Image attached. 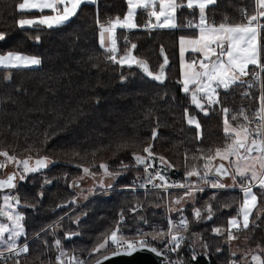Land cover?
Here are the masks:
<instances>
[{
	"label": "trees",
	"instance_id": "16d2710c",
	"mask_svg": "<svg viewBox=\"0 0 264 264\" xmlns=\"http://www.w3.org/2000/svg\"><path fill=\"white\" fill-rule=\"evenodd\" d=\"M19 1L0 0V33L5 34V39L0 40V54L20 52L37 56L42 63L27 70L0 69V151L19 159L31 155L33 158L47 156L55 161L42 172L28 175L25 182L19 181L14 189L20 199L18 210L24 214L27 233L20 242L27 239L29 247L27 255L19 261L20 264H54L57 252L54 239H60L61 249L67 254L81 255L89 264L95 260L89 253L105 239L119 211L124 220L121 227L131 235L141 217L150 226L156 222L164 227L160 217L165 210L164 194L155 189L100 191L96 188L85 200H74L76 192L72 182L83 168L99 174L103 170L99 166L106 164L113 175L112 187L133 180L145 183L144 167L135 165L133 153L147 156L144 148L151 144L154 157H163L173 166L166 170L160 167L162 174L170 182H184L185 173L193 166L203 171L204 161L199 159L202 154L206 156L210 149L224 146L221 108L229 109L231 120L241 109L251 116L259 107L264 73H261L260 88L254 82L251 88L245 84L219 90L221 103L204 115L192 105L189 94L183 93L178 83V38L193 35L195 30L128 32L129 41L137 45L133 55L144 60L154 73L162 63L159 50L163 48L168 65L166 79L158 83L135 66L121 68L107 59L98 45L97 6L83 5L62 27L21 29L16 23L18 19L36 12L21 16L17 10ZM126 7L125 0H98L99 19L124 15ZM254 10L255 0H217L209 6L207 14L217 24L225 18L237 23L242 19V11L251 14ZM139 12L138 23L142 21ZM185 17L197 19L196 14L184 9L177 13V23L182 25ZM123 36L124 31L119 29L117 39L121 52L125 47ZM261 37L264 45V31ZM6 76L11 78L6 80ZM121 76L126 79L122 81ZM245 80L252 81L249 77ZM186 108L201 125L199 139L195 127L187 123ZM242 122L243 118L239 117L232 123ZM153 130L157 131L154 140ZM155 158L154 167L148 170L151 173L158 166ZM121 162L128 166L126 170L122 169ZM188 179L189 182L197 180L196 177ZM235 183L240 187L239 177ZM234 187L203 188L204 191L195 192L191 201L179 207L189 222L182 245L184 264H254L248 257L253 253L264 259V192L259 187H253L257 201L249 218V228L233 233L237 238L234 241H243L235 243L236 252L230 247L233 240L227 238L228 219L238 215L242 203V192ZM183 192L170 190L168 198L175 199ZM209 205L211 219H208ZM195 209L201 211L199 220L194 217ZM173 215L181 218L180 212L175 211ZM215 228L221 229V233H215ZM77 232L79 235L73 239H65V233ZM7 264L15 262L11 260Z\"/></svg>",
	"mask_w": 264,
	"mask_h": 264
},
{
	"label": "snow or ice",
	"instance_id": "6c2138e0",
	"mask_svg": "<svg viewBox=\"0 0 264 264\" xmlns=\"http://www.w3.org/2000/svg\"><path fill=\"white\" fill-rule=\"evenodd\" d=\"M127 11L121 19L117 16L114 20L101 22L98 12V0H22L18 3L17 10L21 16L29 12L40 13L38 18H21L16 23L19 28L39 29L41 26L47 29L62 27L66 25L83 5L92 4L97 6L98 26V45L107 54V59L121 68L127 66L131 69L133 66L141 69L149 78L163 83L166 79L165 70L168 65L167 56L164 55L163 63L159 71L154 73L144 60L138 59L133 55V50L137 47L131 43L127 36L124 37V50L121 52L118 46L117 29L131 32L137 29L156 30L168 29L177 30L178 28L193 29V35H181L179 40V55L181 60V91L190 94L191 103L204 115L209 114V110L219 105V90H229L236 85L247 84L248 88L254 86V82L260 81L261 73H264V63H262V51L264 45L261 44V33L264 31V0H255V10L249 14L242 11V19L237 23H230L227 18L220 23L210 21L207 9L209 6L217 3V0H125ZM187 9L190 13L197 16L196 20H188L186 24L177 23V13ZM144 11L147 20L144 25H138L135 17L138 11ZM45 12L50 14H45ZM5 39V34L0 33V40ZM39 38L37 37V42ZM161 54H164L161 48ZM191 53V57L186 59V54ZM42 63L37 56L27 55L20 52L8 51L0 54V69L4 70H27L38 67ZM250 66L254 69L250 72ZM249 75L252 81L245 80ZM6 76L5 79H10ZM126 77L121 76V80ZM247 95V93H245ZM224 114L223 132L225 144L223 148L209 150L208 155H201L199 159L204 162L202 169L198 170L195 166L185 173L184 182H170L166 174H162L157 169L153 175L149 168L154 167V154L151 152V144L144 148L147 156H140L133 153V160L136 166H143L146 173L145 183L139 185L145 188L151 184L155 190H163L165 193L169 189H183L182 195L176 197L172 203L181 204L187 197H192L195 192L204 191L199 187L200 183L207 184L211 189H222L226 186L222 179L231 176L233 181L240 179V186L243 192V203L241 204L238 215L228 221V240L235 239V232L249 228L252 209L256 207L257 195L253 192V187L258 186L264 190V91L259 97V107L251 116L241 109L238 114L228 118L229 109L221 108ZM185 117L190 126L197 130V138H200L201 125L195 116L188 114L185 109ZM239 117L243 118L242 123L233 124ZM157 136V131L153 130L152 139ZM122 147H126L123 145ZM0 157L5 160L0 162V169L6 164L12 163L17 171L9 175L7 179L0 180V193L5 189H15L17 179L25 182L28 175L42 172L55 161L47 156L33 158L29 155L27 158L19 159L15 155H9L7 151H0ZM219 159L221 163L214 164L213 161ZM161 169L172 168L163 157H159ZM224 162H227L224 163ZM259 165L260 171H257ZM104 170L105 175H112L106 164L99 166ZM122 169L126 170L127 165L121 162ZM234 169L235 174L231 171ZM83 172L88 175H94L89 168H83ZM196 177V181L189 182L188 178ZM159 180L160 183H155ZM45 183L51 181L45 180ZM111 188V185H109ZM135 190V185H133ZM42 198L43 193H40ZM2 204H0V262L7 264L9 259H15V264H20L21 255L28 253L29 247L27 239L21 244V238H26L27 233L23 224L24 214L17 209L20 207L18 195L4 193L2 195ZM181 213L178 222L171 218L167 220V231L152 226V231H144L137 228L133 233L134 238H129L122 230L120 225L123 223V216L117 223V227L106 236L102 243L92 248L89 256L95 258V264H104L105 261L117 256H132L136 253L147 252L160 258L161 264H182L180 261H169L168 254L176 253L186 237L180 233L187 231L188 220L183 216L182 208L168 209ZM135 211V210H133ZM208 219L212 218L211 205L208 206ZM195 219L201 217L200 209L194 210ZM239 217V218H238ZM143 220V217H141ZM6 221V222H5ZM147 224V220H143ZM53 225H49L52 228ZM215 233H221V229H213ZM39 235V234H37ZM79 233H65V239L71 240ZM154 242L162 246H154ZM47 244V241L44 242ZM54 246L59 252L56 256L57 264H64L62 257L66 252L61 250V240L56 239ZM109 249H111L109 251ZM9 254V255H6ZM96 253H100L96 256ZM254 264H264V259L259 255L252 256ZM73 264H86L85 260L72 258Z\"/></svg>",
	"mask_w": 264,
	"mask_h": 264
},
{
	"label": "rangeland",
	"instance_id": "374dc122",
	"mask_svg": "<svg viewBox=\"0 0 264 264\" xmlns=\"http://www.w3.org/2000/svg\"><path fill=\"white\" fill-rule=\"evenodd\" d=\"M126 11H127V7H126ZM126 11H125V13H126ZM125 13H124V15H125ZM140 14H141V16H142V21L140 22V23H138L137 21H138V19H136V23L138 24V25H144L145 24V21L147 20V17L140 11L139 12ZM124 17V16H123ZM123 17H121V19L123 18ZM115 19V18H114ZM113 19V20H114ZM140 29H142V28H140ZM119 29H117V31H118ZM124 31V36H123V40H124V37L125 36H127V34H128V31H126V30H123ZM129 40V39H128ZM131 43H133L132 41H130ZM179 46V45H178ZM191 53H188V54H186V59H188V58H190L191 57ZM178 56H179V69H180V80H181V67H180V64H181V60H180V55H179V47H178ZM260 95L261 94H259V97H260ZM190 97V96H189ZM223 148V147H222ZM156 157V156H155ZM154 157V158H155ZM153 158V159H154ZM157 161H158V166L154 169V171H153V175L155 174V172H156V170L157 169H160V160H159V158L157 157V158H155ZM5 160V158L4 157H0V162H3ZM217 160V159H216ZM215 160V161H216ZM215 161H213V163H215ZM7 165V164H6ZM161 170V169H160ZM257 171L259 172L260 171V169H259V165H257ZM112 180H113V175H105L104 174V170H102V172L101 173H99V174H94V175H88V174H85L83 171H82V173L72 182V188L74 189V191L76 192V196L74 197V200L76 199V200H78V201H80V200H85L87 197H88V194H91V193H93L94 192V190H96V188L97 189H100V191H109V190H112V189H116V190H131V181L129 182V184H126V185H122V186H120V187H112L111 186V188H109V185H112ZM134 181V180H133ZM156 181H158L159 183H160V181L159 180H156ZM235 185H226V184H224L226 187L228 186V187H233V186H235L234 188H237V184L236 183H234ZM151 185V184H150ZM147 186H149V184L147 185ZM199 186H206V188L207 187H209V186H207V185H204V184H201V185H199ZM135 189H138V187L137 188H135ZM170 190H183V189H178V188H173V189H169L168 190V192L167 193H165L163 190H160V191H162L163 192V198H164V210H165V212H164V214L163 215H161V219L163 220L165 217V215H168V216H170V217H172L173 219H178L177 217H175L174 215H173V213L175 212V211H169L168 209H169V207H172V208H179V207H181L183 204H185L186 202H188V201H191V199H192V197H187V198H185L183 201H181V204H179V205H175V204H173L172 203V201L174 200V199H169L168 198V193H169V191ZM143 191H145V190H143ZM240 191H241V189H240ZM263 191V190H262ZM10 191H8V190H6V191H3L2 193H0V204H2L3 202H2V195L4 194V193H9ZM254 192V191H253ZM11 194H12V192H10ZM242 198H243V196H242ZM242 203H243V200H242ZM241 203V204H242ZM241 206V205H240ZM240 206H239V208H240ZM156 207H158V206H156ZM155 207V208H156ZM239 208H238V210H239ZM18 210V209H17ZM19 212H21L20 210H18ZM121 216H123L122 214H121V211H119L118 212V214H117V217H116V220H115V223H114V225H117V223L121 220ZM124 221V220H123ZM6 222V221H5ZM140 223V222H139ZM159 224L160 223H157V225L159 226ZM228 224V223H227ZM113 225V226H114ZM121 225H123V223L121 224ZM134 225H139V224H134ZM161 225V224H160ZM161 228V227H160ZM132 229V228H131ZM235 232V231H234ZM237 239V238H236ZM56 239H54V241H55ZM104 241V240H103ZM102 241V242H103ZM235 241H237V243H241L242 241H243V239H239V240H235ZM235 241L233 240V241H231L230 242V247H231V249H232V251H234V252H236L237 251V246H236V244H235ZM101 242V243H102ZM21 244H23L24 243V241H22V242H20ZM61 250H63V249H61ZM184 251H185V249H183ZM64 251V250H63ZM58 252V251H57ZM59 253V252H58ZM253 255H257V254H255V253H253ZM253 255H250V256H248V257H250L249 259L252 261V256ZM64 257H71V258H73V257H77L78 259H81V260H83V257L81 256V255H79V254H67L66 253V256H64ZM15 262V261H14ZM254 263V262H253ZM72 264H73V262H72Z\"/></svg>",
	"mask_w": 264,
	"mask_h": 264
},
{
	"label": "built area",
	"instance_id": "2783aa9c",
	"mask_svg": "<svg viewBox=\"0 0 264 264\" xmlns=\"http://www.w3.org/2000/svg\"><path fill=\"white\" fill-rule=\"evenodd\" d=\"M141 12L146 16V14H145L144 11L141 10ZM117 16L121 17L119 14H115V15H113V16H106L105 18H103V19L100 20V21H101V22H107V20H109V19H114V18H116ZM146 17H147V16H146ZM187 21H188V18L185 17L184 20H183V24H182V25L186 24ZM145 23H146V21H145ZM97 27H98V26H97ZM253 69H254V66H253L252 69H250V72H251ZM248 77H249L250 79H252V76H251V75H249ZM248 77H246L245 79H247ZM255 83H257V85L259 86V88L261 87V75H260V81H259V82H255ZM156 157L159 158V156H156ZM133 185H135V188L138 187L137 190H148V189H153L152 186H150V185H149V186H146L145 188H141V187H139L140 184H138V183L134 180V181H131V190H133ZM199 187H201V188H206V186H199ZM255 187H258V186H255ZM240 189H241V188H240ZM135 190H136V189H135ZM263 192H264V190H263ZM164 217H165V218L163 219V221H164V227H162V229H163L164 231H167V220H168V218H171L174 222H178V221H179V219H173L172 217H170V216H168V215H165ZM143 220H147V219H143ZM143 220L140 221L139 225H135V226L133 227V229H134V232H133V233L136 232L137 228H141V229L144 230V231H149V230H152V226H153V225H157L156 222L152 223L151 226H150L148 223H147V224H144V223H143ZM147 221H148V220H147ZM157 226H158V225H157ZM116 227H117V225H114L113 227H111V228L108 230L107 236H109V235H110V232H111L112 230H114ZM120 227H121V225H120ZM159 228H160V227H159ZM121 230H122L126 235H128V234L126 233V231H125L122 227H121ZM133 233H132V234H133ZM132 234H131V235H128L129 238H134ZM180 234H181V235H184V236L186 237L184 231L181 232ZM183 244H184V242L181 244L180 248L178 249V251H177L176 253H169V254H168V260H169V261H180V262H182V264H184L185 251L182 249V245H183ZM154 246H157L158 248H162V246H161L160 244L155 243V242H154ZM109 250H111V249H109ZM58 254H59V253L56 252L55 255H54L55 263H57V261H56V256H57ZM6 255H9V254L6 253ZM26 255H27V253L21 255L20 258H22V257H24V256H26ZM20 258H19V259H20ZM11 260H14V261H15V259H9L8 261H11ZM62 260L64 261V264H72V262H73L71 257H62ZM8 261H7V262H8ZM1 263H3V262H1Z\"/></svg>",
	"mask_w": 264,
	"mask_h": 264
},
{
	"label": "water",
	"instance_id": "95a60500",
	"mask_svg": "<svg viewBox=\"0 0 264 264\" xmlns=\"http://www.w3.org/2000/svg\"><path fill=\"white\" fill-rule=\"evenodd\" d=\"M160 50H159V53H160V56L162 58V63H163V59H164L165 54L162 55ZM159 68H160V66H159ZM158 71H159V69H158ZM158 83H160V82H158ZM189 96H190V94H189ZM189 98L191 101V97H189ZM219 163H221V162H217L216 164H219ZM0 180H4V179L0 178ZM55 264H57V263H55ZM89 264H95V260L90 262ZM104 264H161V261H160V258L154 256L153 254H150L147 252H140V253H136L132 256H117L113 259L105 261Z\"/></svg>",
	"mask_w": 264,
	"mask_h": 264
},
{
	"label": "crops",
	"instance_id": "0c3cea01",
	"mask_svg": "<svg viewBox=\"0 0 264 264\" xmlns=\"http://www.w3.org/2000/svg\"><path fill=\"white\" fill-rule=\"evenodd\" d=\"M20 2H22V0H20L18 3H20ZM18 3H17V5H18ZM45 14H50V13H47V12H45ZM39 15H40V13H38V12H36V14H33V15H30V16H26V17H22V18H28V19H35V18H38L39 17ZM124 15H121V17H123ZM120 17V18H121ZM19 19H21V18H19ZM18 19V20H19ZM135 22H136V17H135ZM178 45H179V41H178ZM179 47V46H178ZM5 53H7V52H5ZM2 54H4V53H2ZM217 162H221L219 159H217L216 161H215V163L214 164H216ZM224 163H226L227 164V162H224ZM231 171L233 172V174H235V172H234V169H231ZM222 183L223 184H228V185H235L234 183V181H233V179H232V177L231 176H227V177H224L223 179H222ZM241 187V186H240ZM241 192H242V190H241ZM242 196H243V192H242ZM242 200H243V198H242ZM232 217H230L229 219H228V221L231 219ZM239 218V217H238ZM226 230L228 231V224H227V227H226ZM237 241H235V243H236Z\"/></svg>",
	"mask_w": 264,
	"mask_h": 264
},
{
	"label": "flooded vegetation",
	"instance_id": "af4514ba",
	"mask_svg": "<svg viewBox=\"0 0 264 264\" xmlns=\"http://www.w3.org/2000/svg\"><path fill=\"white\" fill-rule=\"evenodd\" d=\"M16 171H17L16 166L12 163H8L4 168L0 169V178H3L5 180L9 175L13 174ZM18 182L19 180L17 179L16 183L18 184ZM6 190L12 192V195H16V193H14V189H5L3 191Z\"/></svg>",
	"mask_w": 264,
	"mask_h": 264
}]
</instances>
